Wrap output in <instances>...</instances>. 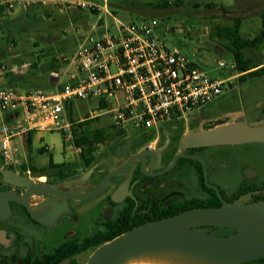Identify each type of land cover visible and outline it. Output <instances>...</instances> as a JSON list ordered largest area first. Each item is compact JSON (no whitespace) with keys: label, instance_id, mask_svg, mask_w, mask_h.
<instances>
[{"label":"flooded vegetation","instance_id":"flooded-vegetation-1","mask_svg":"<svg viewBox=\"0 0 264 264\" xmlns=\"http://www.w3.org/2000/svg\"><path fill=\"white\" fill-rule=\"evenodd\" d=\"M211 104L191 114L188 119L163 124L147 141L142 142L140 137H126L114 148H110L111 142L103 144L99 151L102 157L87 168L88 171L94 167L86 180L92 184L91 190L111 170L120 168L131 156H139L114 175L106 189L95 197L83 200L68 198L63 210L56 213L59 201L51 203V194H31L29 203L36 206L42 220L34 218L26 205L10 201L8 215L0 218V264H56L65 259H68L66 264H71L76 258V255L71 257V240H81L119 218H130V222L151 221L186 208L195 209L197 205L194 203L198 202L220 206L222 200L216 189L207 184L205 170L209 184L218 187L225 200L235 201L243 196H246V203L264 200V141L184 146V136L198 129L197 118ZM180 153L184 155L171 166ZM66 164L64 173L67 175L63 179H60L63 174L52 171L36 178L48 185L71 184V178L76 177V168L71 163ZM222 167H228V176L237 170L239 178L235 181L221 178L219 172H222ZM26 177L33 178L31 175ZM0 190L26 194L28 188L0 177ZM116 192H120L117 199L114 196ZM100 195L103 197L90 209L88 216L91 233L77 229L80 214L72 201L95 199ZM224 227H227V233L218 235L236 231L235 228Z\"/></svg>","mask_w":264,"mask_h":264},{"label":"built area","instance_id":"built-area-1","mask_svg":"<svg viewBox=\"0 0 264 264\" xmlns=\"http://www.w3.org/2000/svg\"><path fill=\"white\" fill-rule=\"evenodd\" d=\"M47 1L2 0L0 8L48 5ZM52 3L55 5L48 6L60 13L95 11L97 20L72 55L56 58L74 65L77 71L71 75V83L54 92H20L15 87L0 85V111L24 110L23 120L0 138V154L7 165L21 164L14 138L24 139L32 130L59 131L71 143L77 123L103 115L111 117L109 124L114 131L124 134L138 129L159 130L163 124L188 119L213 103L222 95L227 80L234 76H211L193 55L168 43L157 18L123 21L109 10L107 0ZM105 14L111 16V22ZM227 67L225 60H218L216 69ZM229 69H235V62ZM77 101L93 102V109L80 120L74 116L70 121L64 117L65 104L71 103L73 110Z\"/></svg>","mask_w":264,"mask_h":264},{"label":"rangeland","instance_id":"rangeland-1","mask_svg":"<svg viewBox=\"0 0 264 264\" xmlns=\"http://www.w3.org/2000/svg\"><path fill=\"white\" fill-rule=\"evenodd\" d=\"M110 1L113 3L121 2V0ZM145 1L156 2L157 0ZM212 1H216L218 3L224 2L227 4L224 5L227 9L234 11V14L236 13L242 15L243 21L241 24V32L244 36L253 38L262 31L263 24L260 14L264 11V0H245L244 2L241 0L237 2H235V0ZM31 9L37 10V14H33ZM44 9L49 11V14L44 12ZM113 9L114 12L109 7V10H111L117 18L126 22L140 20L142 16L157 18L161 24L162 34L165 36L168 43L170 45L180 46L186 53L193 55L198 63L207 69L211 76L227 78L230 75H234L227 80L222 95L211 104L212 106L205 108L203 114L197 118L199 123L196 131L206 130L204 129L206 127L213 128L228 123H243L250 126L264 125V112H261V110H264V75L260 77H250L246 81H243L240 79L239 74H235V72H233L234 69H229L231 63L234 62L233 56L225 49L220 40L210 37V31L212 29H208L207 26L211 24H207V16L204 15L210 13L209 11L201 10L200 13V11H196L189 6L174 5L167 9H141L137 5H113ZM25 12L27 14H25ZM70 15L71 16L69 17L65 13L61 14L53 7L42 4L32 5L30 7L18 6L14 10H0V44H4L0 47V49H3V52L0 53V63H4L5 61L9 64H13V60L15 61V59L25 58L27 54L24 52L29 48L28 45H26L27 39L33 40L39 38V40L44 41L48 38L44 39L39 35H44L47 32L48 34H46L48 37H51L53 35L51 32L53 31H58L56 34L57 37L63 38L66 41L64 43H58L55 46L56 51L53 53L54 57L64 54L72 55L84 36L92 32L91 25L96 23L97 15L95 11L90 10H82L78 12L76 10H72ZM105 17L108 22L112 21L111 16L105 14ZM28 18L36 19L38 24H36L34 20L26 22L25 19ZM221 19L223 22H230L229 18L225 17ZM45 20L49 21L46 28L43 23ZM12 36H15L14 38H20L21 36L24 37V52L21 49L23 46H21L22 40L19 39V41H15V44L18 45V50L11 52L10 48L16 46L14 45V41L11 40ZM18 53L19 56L14 58L13 56ZM248 54L256 61L264 60V43L260 48L250 49ZM219 59L225 60L228 67L225 69H216ZM70 68L71 73H76L77 70L73 64H71ZM89 109H93V102L77 101L74 103L72 113L76 119L80 120ZM202 109L196 112H199ZM0 113L4 112L0 111ZM65 113H67L66 110ZM110 122L111 117L103 115L100 118L93 120L91 125L95 127H105L109 126ZM42 142L43 144L53 145L51 152L53 153L56 161L59 162L65 160L67 163H71V165L76 168V177L71 178V184L60 183L56 185L57 188L85 192L91 190L92 184L88 181L81 180L83 175L87 172V169L80 164L81 150H78L77 146L73 142L70 143V149L63 151V138L61 133L56 130L45 131ZM26 143L27 138L24 141V146H26ZM35 144L39 145L40 141L36 140ZM102 147V144L98 147L96 155L99 154ZM24 150L27 154L26 147ZM33 157L34 161L39 165H46L48 163L49 152H36ZM241 161L243 162L244 160ZM0 168L2 174L0 177L7 181L3 170L11 169L9 168V165L5 164L2 156H0ZM14 168L15 170L13 171L17 174L25 177L26 175H31L33 178H29L30 180L40 182L36 178L39 174L32 171L24 173L20 166H15ZM222 168V172H219V176L221 178H230L232 181L239 178L237 170L233 174L231 172V175L228 176V167ZM102 197L103 195H100L95 199L72 201L73 207L76 208L80 214V220L76 226L77 229L88 234L91 233L92 230L89 228V224L87 222L90 209ZM44 210L46 211V208H42V211ZM196 228L202 232L215 235H218L219 233H227L228 231L227 229L212 227V225L197 226ZM92 252L93 250L89 249L76 255L78 264H86Z\"/></svg>","mask_w":264,"mask_h":264},{"label":"water","instance_id":"water-1","mask_svg":"<svg viewBox=\"0 0 264 264\" xmlns=\"http://www.w3.org/2000/svg\"><path fill=\"white\" fill-rule=\"evenodd\" d=\"M248 141H264V125L250 126L243 123H228L206 130L192 132L183 138L184 146H200L223 143H241ZM180 153L175 156L171 166ZM133 155L120 168L111 170L101 183L91 191L61 190L56 185L34 182L19 175L13 170H3L6 180L16 185L27 187L26 194H18L12 190H0V218L8 215L9 202L15 201L27 206L32 216L42 220L35 205L29 203L31 194H51L49 199L59 201L56 213H60L68 198L83 200L101 194L111 183L114 175L137 158ZM199 158L197 156H192ZM200 159V158H199ZM94 167L90 168L81 178L86 181ZM207 184L216 189L222 204L216 207L195 208L159 219L141 223L128 231L98 246L89 256L86 264H119L128 257L144 252L157 250H174L198 256L218 264H237L264 257V200L246 203V196L235 201L225 200L218 187L209 184L205 170ZM115 193V198L118 197ZM228 226L236 231L215 235L198 230L197 226ZM65 259L56 264H66Z\"/></svg>","mask_w":264,"mask_h":264},{"label":"trees","instance_id":"trees-1","mask_svg":"<svg viewBox=\"0 0 264 264\" xmlns=\"http://www.w3.org/2000/svg\"><path fill=\"white\" fill-rule=\"evenodd\" d=\"M97 2H104V0H95ZM108 5L113 9V5H137L141 9H167L171 6H189L196 11L205 10L210 13L204 15H217L221 18H229L230 22L216 25L210 33L211 38H216L220 40L225 47V49L232 54L233 60L235 62V69L233 72L239 74L241 80L246 81L250 77H260L264 75V60L256 61L252 56L248 54V51L253 48H260L264 43V11L261 12L263 29L262 31L253 38L244 37L241 32L242 24V15L231 14L232 11L228 10L224 5L212 1V0H158L156 2H150L145 0H121L119 3H113L108 0ZM203 8V9H201ZM1 11H4L3 8H0ZM212 11V12H211ZM44 12L49 14V11L44 9ZM217 12V13H216ZM147 16H142L141 19H146ZM3 52V49H0V53ZM53 60L56 61V58L53 57ZM35 63L32 64L34 66ZM54 67V66H51ZM205 68V67H204ZM8 82L6 86L15 85L16 78H23L19 74H14L13 72H8ZM68 117L71 120H74L72 113V108H68ZM95 120V119H94ZM93 120H86L77 123L74 126L73 133V143L81 148V162L80 164L85 168L91 167L95 164L101 157L102 154L96 155L98 149V144H108L111 142L110 148L118 146L123 139L126 137H140L142 142L153 138L156 134V129H138L130 134H124L120 131H114L112 126L105 127H95L91 125ZM34 132V131H33ZM33 132L29 133L27 139V148H28V157L29 164L23 165L21 169L23 171L30 170L37 174H44L48 171L59 172L63 175L60 176V179L66 177L67 174L64 173L66 170V162H56L54 160L53 154L49 153V163L46 166H36L32 163L33 157L32 153V135ZM141 143H139L140 145ZM40 153H44L47 150L44 147L38 149ZM9 168H14L9 166ZM197 205L196 208H208L214 207V204H207L205 202L194 203ZM187 210L190 208H186ZM185 209V210H186ZM184 211V210H183ZM173 215V214H171ZM158 219V218H156ZM150 221V220H148ZM147 222V219L137 220L130 222V218H119L112 223L106 224L104 227L94 231L85 238L78 240H71V257L84 252L86 250L92 249L93 251L100 246L101 244L113 239L114 237L128 231L129 229ZM219 229H227L224 226H212ZM57 259L56 261H58ZM54 263V261L52 262ZM71 264H78L76 258H73ZM237 264H264V257L258 258L250 261H245Z\"/></svg>","mask_w":264,"mask_h":264},{"label":"crops","instance_id":"crops-1","mask_svg":"<svg viewBox=\"0 0 264 264\" xmlns=\"http://www.w3.org/2000/svg\"><path fill=\"white\" fill-rule=\"evenodd\" d=\"M237 1H239V0H235V2H237ZM241 1L244 2L245 0H241ZM47 2H48V5H55L52 3L53 0H48ZM220 4L227 5L224 2H220ZM31 10L33 11L32 12L33 14H37L36 12H38L35 9H31ZM232 13L234 14V11H232ZM25 14H27V13L25 12ZM61 14H64V13H61ZM65 14L68 15L69 17L71 16L70 15L71 12H68ZM206 16H207L206 20L208 21L207 24L208 25L211 24V25L207 26L208 29L211 28L213 30L214 26H216V25L228 23V21L223 22V20L217 15L212 16V15L208 14ZM33 20L36 22V24H38V21L36 19H30V18L25 19L26 22L33 21ZM242 21H243V19H242ZM48 22L49 21H46V20L43 22L45 25L44 26L45 28L47 27ZM211 31H210V33H211ZM44 33H45V31H44ZM46 33L44 35H39L40 37H42L44 39L48 38V39H45L44 41L39 40V38L33 39V40L27 39L26 45H28L29 50L26 49L25 52H24L25 45H24V41H23L24 37L23 36H21L20 38L16 37L17 39L14 38L15 36L11 37V40L14 41V45H16L15 47L10 48L11 52H13L14 50H18V47H17L18 45L15 44V41L17 42L19 40H22L21 46L22 45L23 46L21 49L24 53L27 54V56L25 58H22V59L17 58L19 56V53H18L17 55L13 56L14 58H17V59H15V61L13 60V64L12 63L9 64L8 62H5V61H4V63H0V85L6 86V84L8 82V77H9L8 72H13L14 74H19L21 76H24V79L17 77L16 81H15V85L12 86V87L17 88L20 92H26V91H30V90H42L44 92H54V91L58 90L59 88H61L63 85H65L67 83H71V75L73 74V73H71V68H70L71 62L62 63V62L53 60V57H54L53 53L56 51L55 46L58 43H64L66 41L63 38L57 37L56 34L58 33V31L51 32L53 34L51 37H48V35H47L48 33L47 34ZM242 35H243V33H242ZM244 37H246V36H244ZM3 45L4 44H0V47H2ZM31 46H33V47H31ZM33 52H35V53H33ZM66 55H69V54H66ZM59 56H62V55H57V56H55V58H57ZM33 63H35L34 66H32ZM51 66H54V67H51ZM53 71L56 72L57 75H55ZM69 107H71V103H66L65 108H64V117L68 118V119H69V117H68V108ZM65 110L67 111V113H65ZM23 118H24V110L21 108H18V109L12 110V111H7L4 113H0V128H2V129H0V132H1L0 138L15 123L23 120ZM32 132H33L32 144H31V148H32L31 155H32V157L36 154V152H39L38 149L41 147H44L47 150L46 152L52 153L51 148L53 147V145L43 144V142H42V139L44 138L45 131L32 130ZM61 135H62V133H61ZM28 137H29V135H28ZM28 137H26V138L28 139ZM26 138L22 139V137H20V136H17L14 138V145L18 149L19 157L21 158L22 161H21V164H15V165H9V166H13V167L20 166V167H22L25 164L26 165L29 164L27 143H26V146H24V141ZM62 138H63V135H62ZM36 140L40 141L39 145L35 144ZM25 147L27 149V154L25 153V150H24ZM70 148H71V144L69 142L65 141L63 138V151L68 150ZM53 157H54V155H53ZM56 162H58V161H56ZM59 162H66V161L63 160V161H59ZM32 163L34 165L38 164L34 161V157H33ZM48 163H49V158H48ZM48 163L46 165H48ZM38 165H36V166H38ZM46 165H39V167L40 166H46Z\"/></svg>","mask_w":264,"mask_h":264},{"label":"bare ground","instance_id":"bare-ground-1","mask_svg":"<svg viewBox=\"0 0 264 264\" xmlns=\"http://www.w3.org/2000/svg\"><path fill=\"white\" fill-rule=\"evenodd\" d=\"M119 264H218L198 256L174 251L157 250L137 254L123 260Z\"/></svg>","mask_w":264,"mask_h":264}]
</instances>
